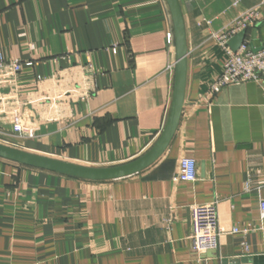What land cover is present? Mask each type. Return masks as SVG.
<instances>
[{"label":"crops","instance_id":"obj_1","mask_svg":"<svg viewBox=\"0 0 264 264\" xmlns=\"http://www.w3.org/2000/svg\"><path fill=\"white\" fill-rule=\"evenodd\" d=\"M181 5L187 83L164 154L107 181L0 157V264H264V78L215 90L227 55L212 36L256 7L245 37L264 47V0ZM0 57L33 63L20 77L31 114L17 148L113 166L146 153L167 122L176 63L167 0H0ZM181 157L196 159V181L173 180ZM215 200L220 247L198 254L191 207Z\"/></svg>","mask_w":264,"mask_h":264},{"label":"built area","instance_id":"obj_2","mask_svg":"<svg viewBox=\"0 0 264 264\" xmlns=\"http://www.w3.org/2000/svg\"><path fill=\"white\" fill-rule=\"evenodd\" d=\"M261 18L258 8L248 9L237 17L232 24L212 36L224 49L227 58L224 69L214 83L215 90L233 83L260 81L264 78V47L256 50L250 47L245 37L238 49L230 46V40L241 31H247ZM14 59L6 60L0 57V139L13 141L16 135L23 137L25 133V119L31 114L28 105L30 100L23 98L24 84L21 74L24 65H32ZM170 65L169 68H173ZM46 78L37 75L34 80L36 88H40ZM45 98V97H44ZM46 99V98H45ZM5 126H12L13 132L5 130ZM198 178L197 161L191 157H181L174 181H196ZM249 184L247 185V189ZM219 200L206 204L192 205V232L189 236L192 249L198 254L216 251L220 247L222 231L219 227ZM261 215L264 218V199L260 201ZM237 231V229H233ZM247 249L246 243L244 244Z\"/></svg>","mask_w":264,"mask_h":264},{"label":"water","instance_id":"obj_3","mask_svg":"<svg viewBox=\"0 0 264 264\" xmlns=\"http://www.w3.org/2000/svg\"><path fill=\"white\" fill-rule=\"evenodd\" d=\"M172 15L175 34V80L171 108L164 129L156 143L142 156L113 166H89L65 161L0 143V157L23 165L52 171L80 179L107 181L129 177L150 167L166 151L179 126L187 83L188 40L181 0H167ZM241 31L230 40V46L238 49L245 39ZM258 50V49H256Z\"/></svg>","mask_w":264,"mask_h":264},{"label":"rangeland","instance_id":"obj_4","mask_svg":"<svg viewBox=\"0 0 264 264\" xmlns=\"http://www.w3.org/2000/svg\"><path fill=\"white\" fill-rule=\"evenodd\" d=\"M0 143L5 144V145H9V146H12V147H15L13 145V141L8 142V141H4L3 139H0ZM15 148H17V147H15Z\"/></svg>","mask_w":264,"mask_h":264},{"label":"trees","instance_id":"obj_5","mask_svg":"<svg viewBox=\"0 0 264 264\" xmlns=\"http://www.w3.org/2000/svg\"><path fill=\"white\" fill-rule=\"evenodd\" d=\"M31 167V166H30ZM35 168V167H34ZM68 176V175H67Z\"/></svg>","mask_w":264,"mask_h":264}]
</instances>
